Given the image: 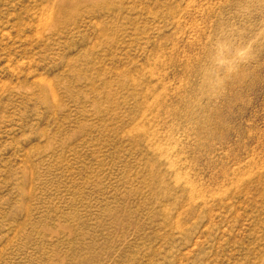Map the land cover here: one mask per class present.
<instances>
[{"label":"rangeland","instance_id":"374dc122","mask_svg":"<svg viewBox=\"0 0 264 264\" xmlns=\"http://www.w3.org/2000/svg\"><path fill=\"white\" fill-rule=\"evenodd\" d=\"M0 264H264V0H0Z\"/></svg>","mask_w":264,"mask_h":264}]
</instances>
